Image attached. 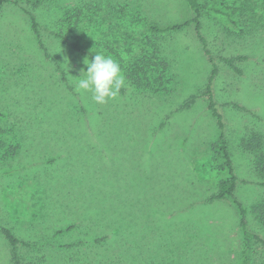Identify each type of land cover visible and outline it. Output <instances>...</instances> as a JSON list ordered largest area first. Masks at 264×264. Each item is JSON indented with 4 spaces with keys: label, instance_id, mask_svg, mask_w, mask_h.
<instances>
[{
    "label": "rangeland",
    "instance_id": "1",
    "mask_svg": "<svg viewBox=\"0 0 264 264\" xmlns=\"http://www.w3.org/2000/svg\"><path fill=\"white\" fill-rule=\"evenodd\" d=\"M200 1L207 7L202 33L221 69L213 89L236 195L250 229L264 236L252 209L264 199V178L240 147L246 128L264 132V93L257 89L264 88V0ZM193 17L188 0L6 1L0 264H13L2 226L21 240L22 264H242L237 205L209 200L229 170L203 94L211 66ZM96 51L119 62L126 78L102 105L74 86ZM239 55L247 56L239 62L244 76L221 59ZM144 59L148 76H164L138 87L127 72ZM251 245L258 264L260 247Z\"/></svg>",
    "mask_w": 264,
    "mask_h": 264
},
{
    "label": "trees",
    "instance_id": "2",
    "mask_svg": "<svg viewBox=\"0 0 264 264\" xmlns=\"http://www.w3.org/2000/svg\"><path fill=\"white\" fill-rule=\"evenodd\" d=\"M7 0H0V12L2 7L6 3ZM22 1H39V0H22ZM188 3L194 13L193 22L196 26V32L199 40L203 45L204 52L208 58L209 64L211 66V72L205 87L203 94L206 97V101L208 104V109L210 110L212 116L216 119L217 126L219 128V143L220 149L223 152L225 159V166L229 170V177L227 179H223L219 183L218 191L213 194L209 200H218V199H231L237 205L240 216H241V228L244 232L245 243L243 249V261L242 264H257L254 262L251 249V242H255L260 247L261 261L258 264H264V236L257 231H253L250 229L249 221L247 218V208L244 206L243 202L237 197L236 190L238 188V176L236 174L234 160L232 157V153L230 150L229 143V134L227 131V126L224 118V114L221 111L217 97L215 95L213 85L216 78L220 74V66L218 62L215 60L212 51L208 46V41L206 37L202 33V20L201 17L203 12L207 9L206 5L201 3L200 0H188ZM206 12V11H205ZM31 15V19L33 20V25L36 28L35 16ZM230 14H227L228 16ZM182 25H175L173 28H181ZM155 29V26L152 27ZM160 30V29H158ZM226 67L230 70H234L238 75L245 74V70L240 68L239 62L247 60V56L239 55V56H222L221 58ZM150 61L148 59H144L143 61H137L133 66H131L127 72V77L131 84L136 85L138 87H149L154 82L153 80L158 81L159 76L152 78L151 74L148 76V63ZM63 73L64 70H62ZM154 76V75H152ZM164 76V75H163ZM163 76L160 77L162 80ZM259 92L264 93V88H260L257 86ZM232 104V107L237 110H245L252 117H259L255 112L248 110L245 105H242L239 102H229ZM240 147L243 151L253 155L255 158L254 165L256 171L262 175L264 178V132L258 129H248L244 130L242 136L240 138ZM260 184L264 187V181L260 182ZM253 212L255 213L256 219L260 222L261 226L264 228V199L256 205L252 207ZM1 232L5 235L9 244L11 245L12 252V262L13 264H22L20 254L18 251V244L21 240L12 232V230L6 226L1 227ZM24 243V242H23Z\"/></svg>",
    "mask_w": 264,
    "mask_h": 264
},
{
    "label": "clouds",
    "instance_id": "3",
    "mask_svg": "<svg viewBox=\"0 0 264 264\" xmlns=\"http://www.w3.org/2000/svg\"><path fill=\"white\" fill-rule=\"evenodd\" d=\"M84 64L86 70H81L80 78L75 81V90L81 94L90 92L95 104L102 105L115 99L126 86L121 66L112 56L96 51L91 59L85 58Z\"/></svg>",
    "mask_w": 264,
    "mask_h": 264
}]
</instances>
